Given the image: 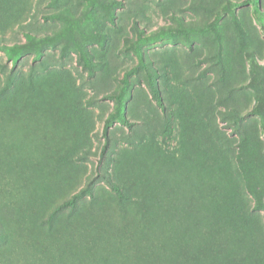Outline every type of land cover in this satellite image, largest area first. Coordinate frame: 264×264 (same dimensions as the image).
I'll return each instance as SVG.
<instances>
[{
	"label": "rangeland",
	"instance_id": "1",
	"mask_svg": "<svg viewBox=\"0 0 264 264\" xmlns=\"http://www.w3.org/2000/svg\"><path fill=\"white\" fill-rule=\"evenodd\" d=\"M118 1L20 0L25 28L0 37L62 34L16 65L0 49V218L28 236L0 223V264H264V0ZM118 94L130 124L107 142Z\"/></svg>",
	"mask_w": 264,
	"mask_h": 264
},
{
	"label": "trees",
	"instance_id": "2",
	"mask_svg": "<svg viewBox=\"0 0 264 264\" xmlns=\"http://www.w3.org/2000/svg\"><path fill=\"white\" fill-rule=\"evenodd\" d=\"M113 3L118 5V6H123L122 1L118 0H113ZM20 0H0V37L5 36V33L9 29H12L14 26H19L21 28L23 27L22 22V10L20 8ZM27 40L25 42H15L13 44H8V43H1L0 44V49L5 52L7 55L8 59L13 62V65H16L17 62L21 59L22 56H24L28 52H34L35 53V59H39L42 57L43 54V49L45 46L53 44L54 42H58L62 39V34L61 33H54L52 35L46 34L41 37H37L33 33L29 31H23ZM157 35H151L149 37H143L140 35L141 39L150 41L153 40L154 38H157ZM80 52H81V57L83 58V63L84 66L89 69V72H93V64H92V59L88 56L87 50H84V47H81L80 45ZM138 56H140V61L139 63L143 62L142 56L139 51H137ZM130 73H127V76H129ZM13 81L11 78L8 76L6 79V83L4 86L0 89V100L1 97H4L6 93L9 91V88L12 86ZM149 89L151 91L153 99H155L156 103L161 107L163 112L165 113V127H164V133H163V141L165 143H168L170 140H172L173 137V132H174V124H175V111L170 108L168 109L167 106L164 103L163 96L161 94V90L159 88L158 83L156 82L155 79L151 76L149 78ZM126 88V84L124 85ZM110 97L113 95L110 94ZM116 102H117V109L115 112L110 113L109 116L107 117L104 125V135L107 139L108 142V129L112 125V123L117 119L120 120L122 123L129 125L130 121L127 119L125 112H124V106H123V101H122V95L118 94L116 96ZM107 142H105L102 155L104 154V150L107 147ZM3 177H6L5 174L0 176V182L3 179ZM107 181L110 183L111 187L117 192V194L122 197L123 193L120 189V187L112 181L109 177H106ZM92 179H89L87 185L74 193L71 198L65 199L62 202L58 203L53 211L49 214L48 217L41 218L39 220V223L43 226H45L48 230H53L55 228V224L57 222V214L58 212L62 211L65 208H74L77 205V202L82 199L85 195H90L93 196V191L91 189L90 183L92 182ZM16 209V208H15ZM18 209V208H17ZM16 209V210H17ZM19 210V209H18ZM14 220V221H13ZM13 221L14 224L11 225V222ZM18 221V223H17ZM0 223H2L4 230L6 229L7 231L10 230V228H13L14 231L20 233V237L22 240H26L28 238L27 232H26V227H25V220L21 219H16V217H9V213H7L4 217L0 218ZM11 226H16L10 227ZM142 228L144 229L143 223H141ZM251 237L253 238V241L255 244H263L264 245V237L261 235L260 232H253L251 234ZM85 238L88 239V237L85 235Z\"/></svg>",
	"mask_w": 264,
	"mask_h": 264
}]
</instances>
